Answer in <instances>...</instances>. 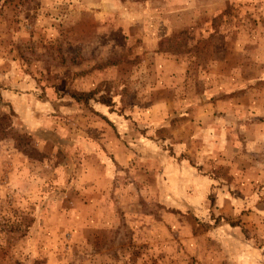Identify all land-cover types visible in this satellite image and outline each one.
Segmentation results:
<instances>
[{
	"label": "rangeland",
	"instance_id": "1",
	"mask_svg": "<svg viewBox=\"0 0 264 264\" xmlns=\"http://www.w3.org/2000/svg\"><path fill=\"white\" fill-rule=\"evenodd\" d=\"M0 264H264V0H0Z\"/></svg>",
	"mask_w": 264,
	"mask_h": 264
},
{
	"label": "trees",
	"instance_id": "2",
	"mask_svg": "<svg viewBox=\"0 0 264 264\" xmlns=\"http://www.w3.org/2000/svg\"><path fill=\"white\" fill-rule=\"evenodd\" d=\"M93 95H94V93H90L88 95H82V96H79V99H83V97H85V98H91V97H93ZM102 103H104V104H106L108 106H110V104H111L110 101H105V100L102 101Z\"/></svg>",
	"mask_w": 264,
	"mask_h": 264
}]
</instances>
